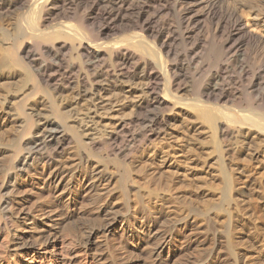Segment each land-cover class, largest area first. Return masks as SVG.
I'll return each instance as SVG.
<instances>
[{
	"label": "bare ground",
	"instance_id": "bare-ground-1",
	"mask_svg": "<svg viewBox=\"0 0 264 264\" xmlns=\"http://www.w3.org/2000/svg\"><path fill=\"white\" fill-rule=\"evenodd\" d=\"M14 12L19 14L11 20ZM0 81L17 86L13 117L20 128L0 149V264H10L7 251H16L22 259L19 264H114L99 257L103 250L96 243L106 229L101 219L106 210L99 211V187L108 180H116L114 191L128 215L130 210L150 212L156 227L191 215L208 219L228 212L232 219L234 200L240 211L239 202H244L249 189H238L236 180L248 177L251 160L260 164L259 157L264 159V0H0ZM117 83L131 89L125 98L129 105L121 106L133 110L131 117H120L105 134L96 131L99 116L83 119L82 130L69 125L70 110L61 107L56 94L73 91L83 98L113 92ZM35 98L47 111L37 122L29 112L38 108L30 105ZM117 103L109 99L106 104L114 109ZM177 105L190 108L195 120L212 133L210 144L222 179L217 203L201 211L189 207L181 219L180 201H172V185L163 181L164 171L150 180L168 194L139 192L134 204L130 198V184L136 182L131 159L149 146L150 152L155 151L157 145L150 144L175 120ZM234 131L235 183L220 146L232 139ZM83 164L97 174L87 172L86 178L83 171V186L70 191L72 183L81 181L75 171ZM42 173L51 182L39 188L34 182ZM24 187L32 193L53 187L55 194L61 190L70 199L52 203L39 196L40 209L49 208L54 223L39 226L35 216L19 236L20 226L13 227L12 195ZM87 191L86 216L98 225L82 231L78 240L56 233L50 239L57 225L66 223L59 232L73 228L67 222L79 205L84 207L78 194ZM154 199L157 202L150 207L147 203ZM257 228L252 233L259 238ZM224 232L233 254L231 228ZM70 247L78 251L68 254Z\"/></svg>",
	"mask_w": 264,
	"mask_h": 264
},
{
	"label": "rangeland",
	"instance_id": "rangeland-1",
	"mask_svg": "<svg viewBox=\"0 0 264 264\" xmlns=\"http://www.w3.org/2000/svg\"><path fill=\"white\" fill-rule=\"evenodd\" d=\"M18 14V12H14L11 20L16 18ZM1 83L3 86L0 85V142H2L0 146L4 144V141L7 143L9 138L13 139L16 136L15 133L17 134V131L20 130L18 124H15V117H13V108L15 102L18 101L13 97V93L15 94L16 89L14 87L17 88V86L15 84L8 85L5 81H0ZM11 85L13 88H11ZM116 86L113 92L101 91L96 95L83 98L75 97L73 91H63L61 94H56V99L62 102V108L70 110L72 118L69 120V125L82 130L80 124H84L85 119L88 121L89 116L95 118L99 116V119H96L99 123L95 127L99 134H103L104 131L111 130L121 118L126 119L133 115L131 108L122 109L124 107H121L128 104V100L125 98L129 95L128 92L131 89L128 85H122L121 83H117ZM5 88H10V90H5ZM112 93L115 94L112 95ZM183 93L179 94L182 95ZM188 94L186 93L185 96ZM37 99L35 98L30 102V105L38 107L37 110L29 111L33 113L36 122L47 115L45 104L42 101L38 103ZM109 99L118 102L117 105L119 106L111 109L106 104ZM100 103L103 104L99 106L97 115L93 114ZM178 107L180 106L177 105L173 110L175 120L171 121L150 144L157 145L155 151L150 152L151 146H149L148 149H142L140 153L131 159L134 168L133 178L136 182L130 184V198L134 204L137 201L135 195L139 192L148 194L147 192L151 191L154 195L161 193L163 196L168 194L157 189V181L150 180L153 177L157 178V174L164 171L163 176L167 178L164 177L163 181H168L172 185V201H180L178 205L181 207V211H179V218L181 219L183 212L189 211V207L201 211L210 204H215L214 202L219 200L218 197H220L219 188L222 187V179L218 173L216 155L210 144L212 133L206 125H202L195 120L193 114H191L193 111L190 108L182 107L186 109L182 110ZM12 131L13 135L11 134ZM244 131H247V129H244ZM1 132H5V134ZM8 133H10V137ZM2 134H4V138H1ZM83 137L86 139L88 136L83 135ZM220 146L222 147V161L235 183V131L232 139L226 140ZM3 147L5 149L4 145L0 149H3ZM258 156L255 153L254 159ZM259 159L260 164L257 159L254 160L255 162L251 160V163H248V177L244 176L236 180L238 189H249V197L242 198L246 200H244L245 203L239 202V205L243 204L242 206H245L244 208L240 206V211L237 210L238 208L236 209L235 200L231 203L230 213L232 219L229 218L228 212L219 213L217 216L209 218L206 216L208 219L199 215H191L186 220L176 221L170 226H166L163 221L162 225L156 227L152 225L153 220L150 212L141 215L134 214L133 210H130L128 215L123 208L122 201L116 195L117 191H114L116 180H108L99 187V211L106 210L101 215L102 224L106 228L105 234L104 236L99 235L96 242L100 250H103L102 253L98 254L99 257L107 258L108 261L114 264H264V241L261 240L262 237L264 240L262 234L264 233V191L262 189L264 187L261 186V184L264 185L262 183L264 182V159L262 160L261 157ZM83 171H86V178L90 177L89 174L94 176L97 174V172H94V168L83 164L75 171L81 181L76 184L72 183L69 187V189L71 188L70 191H77L83 186L85 181ZM108 174L113 175V172L109 171ZM35 178L34 184L39 188L51 182L46 173H42ZM27 184L29 183L25 185L28 186ZM52 190L53 187H46L44 190H35V193H32L28 191V187H24L13 193L15 203L12 206L13 212L16 213L13 216L15 219L13 227L20 226L19 236L24 235L26 230L28 231L35 216L38 219L37 224L39 226L54 223L51 218L54 214L48 213L50 212L49 208L40 209L42 200H39L38 197L48 198V201L52 203L59 199L60 202H63V200L70 199V197H65L67 192L60 190L55 194V191ZM89 194L90 191L78 194L82 197L79 201L84 207L79 205L75 215L69 220L70 222H67V225L73 228L59 232L60 227L65 226L66 223L57 225L52 228L50 239L56 233L65 238H76L78 240L82 231L98 225L91 219L89 214V217L86 216L89 212L86 211L90 199ZM183 195L186 198H183ZM258 196H263V198L258 199ZM154 202H157V200H149L147 204L153 207ZM157 205L160 206L161 204L158 203ZM107 207L110 209H107ZM241 207L245 210L243 211ZM157 216L161 217V215ZM174 216L171 215V217ZM25 218L29 219L26 224L23 223ZM255 225L259 228L257 229L261 238L253 237ZM227 227L231 228L233 254L229 252L227 239H225L226 234L224 231ZM167 233H170L169 237ZM94 249L96 250V248ZM74 251H78V248L70 247L67 253L72 254ZM7 254L10 256V264H19L22 260L16 255V251H7Z\"/></svg>",
	"mask_w": 264,
	"mask_h": 264
}]
</instances>
